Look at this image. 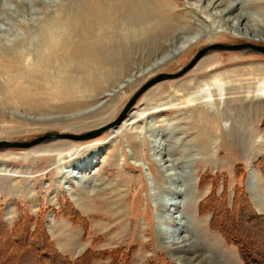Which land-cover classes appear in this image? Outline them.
Returning <instances> with one entry per match:
<instances>
[{"label": "rangeland", "instance_id": "374dc122", "mask_svg": "<svg viewBox=\"0 0 264 264\" xmlns=\"http://www.w3.org/2000/svg\"><path fill=\"white\" fill-rule=\"evenodd\" d=\"M122 1L0 0V140L87 132L210 43L264 45L225 29L195 0ZM245 3L264 19V0ZM181 30L200 37L153 67ZM262 168L264 54L210 51L181 77L151 86L120 125L94 138L0 149V264H44L40 252L55 250L72 261L88 251L83 264H242L210 228L213 212L198 205L214 190L231 210L239 179L264 218L249 197ZM183 181L197 198L182 214L189 234L179 236L165 203ZM238 212L234 226L247 231L251 219ZM58 255L52 264L62 263Z\"/></svg>", "mask_w": 264, "mask_h": 264}, {"label": "bare ground", "instance_id": "6f19581e", "mask_svg": "<svg viewBox=\"0 0 264 264\" xmlns=\"http://www.w3.org/2000/svg\"><path fill=\"white\" fill-rule=\"evenodd\" d=\"M146 1H148V0H146ZM195 1H196L195 3H196L197 6L201 7V5H202L203 9H206V10L207 9H213V10H215V13L220 14L222 16V18H223L225 29L226 28L229 29L230 32L232 31L234 33L235 32L239 33L240 35H243V36H245L247 38L248 37L249 38L250 37H253V38L258 37L260 39H264V19L263 18H258L259 16L256 17L259 14L255 15L254 13L247 12L246 10H244V8L246 6L245 5L246 4L245 3L246 0H244L242 6L239 5L240 2H238L237 0H195ZM119 2H123V4L127 3V1H122V0H119ZM135 3L136 4H141L142 1L141 0H135ZM150 3H152V2H150ZM152 6H154V5L152 4ZM156 6H158V5L156 4ZM202 7H201V9H202ZM217 9H219V10H217ZM255 23H258L260 27L256 28L255 27ZM170 26H171V22L170 21H166V29L167 30H168V28H170ZM181 29H183V28H181ZM184 30H181L180 32H178L177 33V37L175 39L174 38L168 39L169 41L171 40L170 41V47L168 49H166V51L163 50L161 55L157 59L154 60V62L152 64L153 67L159 65L160 62L165 61V60L171 58L172 56L176 55L177 53L181 52L187 46H189L191 43L195 42L196 41L195 39L200 37L199 33L195 32L193 34H188V33H185L186 31H184ZM197 34H198V36H197ZM212 34H215V33L209 31L208 37H210ZM129 80H126V81H129ZM132 123H134V122H130V124H132ZM34 149H37V148H34ZM47 150H49V149L47 148ZM72 177H75V178L79 177L80 178L81 176L80 175L77 176V175H75L73 173ZM186 184L187 183H184V181H183V183L180 184L181 188L178 189V188L175 187V188L168 189V191H170L171 194H174V195L177 194L179 196L176 195L175 197H177V198L180 197V198L176 199L175 197H173V200L171 202H166L165 203V206L166 205L172 206V213L170 214V216L176 221V223L178 225V226L176 225V234L179 235V236L184 231L186 233L189 232V227L186 226V225H183V222L181 221L182 217H183L182 214L185 212L184 209L187 208V206L193 207L195 205V203H196L195 200L197 198L196 195H194V193H193L194 190H192L191 192L187 193L188 185H186ZM95 186H97V184H95ZM153 188H155L154 183H153ZM186 204H188V205H186ZM180 208L183 211L180 210ZM177 219L180 221V223L178 222ZM187 234H189V233H187ZM179 236H178V240L176 242L180 243V244H178L180 246L186 245V243L189 244L188 242L191 241V240H189V238H190L189 235H188V237H183L182 236L180 238H179Z\"/></svg>", "mask_w": 264, "mask_h": 264}, {"label": "trees", "instance_id": "16d2710c", "mask_svg": "<svg viewBox=\"0 0 264 264\" xmlns=\"http://www.w3.org/2000/svg\"><path fill=\"white\" fill-rule=\"evenodd\" d=\"M262 172L264 173V168H262ZM238 180L235 182L231 210L223 207L214 198V190L208 197L200 201L198 209L200 213L206 210L213 212L210 220V228L218 230L226 242L232 244L237 249L243 264H264V218L254 212L247 193L244 191L243 186L238 183ZM239 208H243V214L241 216L246 219H251V224H253L250 227H246L247 231L237 230V227L234 226V221L238 220L237 218L240 216L238 212ZM256 227L259 229H256ZM87 252L85 253V257H87ZM40 254H42L40 260L44 264H52L54 257L56 258L55 254L58 255L56 250L52 257L48 251L40 252ZM85 254L73 261L66 259V256L62 259V255L60 256L59 254L58 259L60 261L57 260L64 264H83L82 262H85V259L82 262L80 259Z\"/></svg>", "mask_w": 264, "mask_h": 264}, {"label": "water", "instance_id": "95a60500", "mask_svg": "<svg viewBox=\"0 0 264 264\" xmlns=\"http://www.w3.org/2000/svg\"><path fill=\"white\" fill-rule=\"evenodd\" d=\"M227 50H232V51L251 50L260 54H264V45H257L249 42L231 43V44H226L221 42L210 43L198 49L194 54V56L192 57V59L178 71L159 72L150 79H148L133 93V95L128 99V101L126 102L120 113L112 121L104 123L96 127L95 129L89 130L84 133L47 132L30 140H23V141L0 140V149H5L9 147L28 149L40 143L49 142L53 140L67 139L74 141H84L94 138L100 135L101 133H103L104 131L120 125L122 121L126 117H128L133 106L136 104V102L141 97V95L154 84L164 80L181 77L210 51H227Z\"/></svg>", "mask_w": 264, "mask_h": 264}, {"label": "crops", "instance_id": "0c3cea01", "mask_svg": "<svg viewBox=\"0 0 264 264\" xmlns=\"http://www.w3.org/2000/svg\"><path fill=\"white\" fill-rule=\"evenodd\" d=\"M256 177L255 181H250L251 193H249V197L253 204L260 205L258 209L264 214V181L257 174Z\"/></svg>", "mask_w": 264, "mask_h": 264}]
</instances>
